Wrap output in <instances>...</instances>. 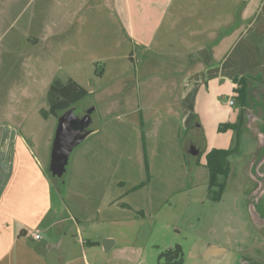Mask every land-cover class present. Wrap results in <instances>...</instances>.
I'll use <instances>...</instances> for the list:
<instances>
[{
  "label": "crops",
  "instance_id": "crops-1",
  "mask_svg": "<svg viewBox=\"0 0 264 264\" xmlns=\"http://www.w3.org/2000/svg\"><path fill=\"white\" fill-rule=\"evenodd\" d=\"M228 1L232 5L218 0H0V264H90V249L104 240L112 241L110 249L125 248L115 235L123 236L121 219H104L98 225L105 231L90 237V198H96L90 195V162L98 164L112 149L124 150L128 144L118 139L127 131L142 132L145 145L141 140L138 145L147 149L161 142L157 137L149 142L145 132L150 129L161 139L166 136L163 145H180L182 151L205 141L204 161L211 149H223L209 145L208 134L222 124L223 109L229 114L224 123L238 121L242 108L235 100L234 79L264 83V0ZM228 6L236 9L223 25ZM192 17L198 25L190 27L187 41L179 39L180 47L177 35L159 33L167 19L176 25ZM126 40L140 49L139 74H150L152 80L141 81L134 94L127 91L126 71L119 72L113 79L119 84L115 98L94 79L104 77L110 61L127 69L126 58L137 60V54L128 56L120 46ZM85 44H90V57ZM78 60L82 74L74 67ZM155 66L167 70V77L154 80ZM86 77L95 111L97 105L108 120L126 119L132 129L121 127L110 132L114 137L107 143L84 145L71 160L74 177L69 181L50 171L53 146L48 145L56 119L47 146L35 144L51 118L39 113L48 108L47 91L55 79L86 88ZM228 98H234V106L224 105ZM185 129L193 131L188 142L181 136ZM27 139L35 140L34 146H26ZM198 161L194 156L191 163ZM118 194L110 189L105 206L124 210ZM33 233L40 238L33 239ZM223 255L228 258L230 252L221 244L201 246L207 264Z\"/></svg>",
  "mask_w": 264,
  "mask_h": 264
},
{
  "label": "rangeland",
  "instance_id": "rangeland-1",
  "mask_svg": "<svg viewBox=\"0 0 264 264\" xmlns=\"http://www.w3.org/2000/svg\"><path fill=\"white\" fill-rule=\"evenodd\" d=\"M218 1L232 5V2L228 0ZM235 9L236 6L224 7L223 25L226 24L225 19L233 16ZM186 21L184 23L180 20L174 25L170 19H167L159 33L164 34L170 31L177 35V47H180L179 39L187 36L190 27L198 25V21L193 17ZM88 26L89 31L90 24ZM203 40L204 38L200 37L199 43L201 44ZM185 41H187L186 38ZM120 46H124V52L128 56L130 53L137 54V60L131 63L126 58L127 69L122 65L117 67L116 63L110 61L104 77L98 81L94 79L100 82L99 85L107 88L105 94L115 98L118 95L119 84H116L113 79L119 72L126 71V78L131 81L127 91L134 94H137L139 88L141 89V81L152 80L150 74H147L145 78L142 73L139 74L137 61H139L140 49L134 47L129 40L121 43ZM84 48L90 57V44L88 46L85 44ZM159 61L162 63L165 60ZM74 67L82 74L84 67L80 60ZM97 69L99 70L96 75L99 76L102 67ZM152 71L154 80L167 77L168 72L163 67L155 66ZM83 81L86 84L84 89L88 92L89 79L86 77ZM42 102L46 103L43 98ZM95 107L96 119L101 126L96 133L89 134L72 150L71 156L68 157L66 172L59 175L65 180L73 179L71 160L74 156L76 158L84 145H90V142L94 141H100L97 144H102V140L107 143L114 137L111 133H114L115 129L121 127L132 129L126 119H124L125 122L118 118L108 120L100 113L97 105ZM221 112L222 124H225L223 121L229 114L226 109ZM242 115L243 120L247 121V109ZM54 120L51 117L49 125H46L43 130L41 127L36 143L35 140L27 139L26 146H34V143L37 146H47V137L52 131ZM222 124L216 126L213 133L208 134L209 145L212 143L231 151L228 158L230 171L226 180L224 179L225 185L219 201L211 200V194L208 192V171L203 159L207 145L202 140L198 141L197 146H189L186 151H182L180 145H163L162 143L167 142L166 136L163 135L161 139V135H155L150 129L145 132L149 142L156 140L157 137L162 143L147 149L146 146L138 145L139 140L143 143L144 134L136 129L135 135L127 131L125 135L119 136L118 141L128 144L124 150L112 149L106 152L104 159L98 164L90 162V181L94 179L90 182V195L96 197L90 198V237L105 231V227L98 225L99 222L105 221L104 219L109 222L114 219L119 222L121 219L126 225L123 236L115 234L119 245L122 243L125 248H121L119 252L117 246L107 251L103 249V246L92 248L89 256L90 264H159L162 262L158 259L159 255L175 246L181 247L183 264H207L200 256L201 246L206 242L221 244L230 252L225 264H232L237 254L260 258L251 251L258 246L264 251V228L254 224L251 209V196L256 187L251 170L259 153L255 151L256 144L243 127V130L240 128L237 132L229 131L227 134H222L218 132ZM190 131L193 132L190 129L182 131L183 142H188L193 136L190 135ZM210 131L211 127H208V132ZM54 137L48 146H55ZM167 137L170 138L169 135ZM135 143L137 146H134ZM194 156L198 157L199 161L198 164L192 165ZM97 179L99 181H95ZM112 180L117 183H115L116 187L108 184L106 188V182ZM222 180L223 178L219 179V181ZM110 189L120 190V194L116 197H118L117 201L127 206L124 210H120L116 205L115 207L105 206L110 200L108 198ZM252 206L257 213L264 215V195L260 197L257 204L254 203ZM97 241L101 243V240ZM4 247L2 246L1 249ZM262 260L264 262V258ZM79 263L81 264L80 261ZM216 263L215 261L212 264Z\"/></svg>",
  "mask_w": 264,
  "mask_h": 264
},
{
  "label": "trees",
  "instance_id": "trees-1",
  "mask_svg": "<svg viewBox=\"0 0 264 264\" xmlns=\"http://www.w3.org/2000/svg\"><path fill=\"white\" fill-rule=\"evenodd\" d=\"M250 78L240 77L235 78L234 83L237 84V89L235 90L237 97L236 101L239 106H241V114L238 117V121L234 124L225 123L219 128V132H224L226 130H232L237 132L244 126L243 115L244 109L249 106V94H248V83ZM47 104L48 108L46 110H40V115L46 119L48 117H53L57 121L60 115L72 105L88 99V92L83 87L78 85L71 79L66 82H62L59 79H55L48 88L47 91ZM231 155L230 150L216 149L213 148L207 152L205 156V168L208 171V192L210 199L213 201H219L223 189H224V179L229 175L230 167L228 163V158ZM223 178L222 181H219ZM214 189H217L215 192ZM159 264H183L182 250L180 246H175L161 253L158 257Z\"/></svg>",
  "mask_w": 264,
  "mask_h": 264
},
{
  "label": "flooded vegetation",
  "instance_id": "flooded-vegetation-1",
  "mask_svg": "<svg viewBox=\"0 0 264 264\" xmlns=\"http://www.w3.org/2000/svg\"><path fill=\"white\" fill-rule=\"evenodd\" d=\"M248 94L249 106L246 109L253 114V117L250 120L247 118L242 127L246 130V133H249V136L256 144L255 151L259 153L258 157L254 160L251 170L256 184L251 196L252 220L255 225L264 228V215L257 213L252 206L254 203L257 204L260 197L264 195V83L250 79ZM251 251L255 252L260 258H251L244 254H237L232 264H264L262 260L264 258V251L259 246L254 247ZM218 258L214 259L212 263L216 261V264H225L227 261L224 255Z\"/></svg>",
  "mask_w": 264,
  "mask_h": 264
},
{
  "label": "water",
  "instance_id": "water-1",
  "mask_svg": "<svg viewBox=\"0 0 264 264\" xmlns=\"http://www.w3.org/2000/svg\"><path fill=\"white\" fill-rule=\"evenodd\" d=\"M251 117L253 114L247 110V118L250 120ZM99 128L100 124L96 119V112L90 100L80 101L65 110L58 120L54 135L55 146H53L50 161L51 173L55 176L65 173L68 157L72 150ZM111 245V240L102 242L105 251L109 250Z\"/></svg>",
  "mask_w": 264,
  "mask_h": 264
},
{
  "label": "built area",
  "instance_id": "built-area-1",
  "mask_svg": "<svg viewBox=\"0 0 264 264\" xmlns=\"http://www.w3.org/2000/svg\"><path fill=\"white\" fill-rule=\"evenodd\" d=\"M234 104H235L234 98H228L224 103V105L227 107H232V106H234ZM31 236L33 239H36V240H38L40 238L38 233H33V234H31Z\"/></svg>",
  "mask_w": 264,
  "mask_h": 264
}]
</instances>
